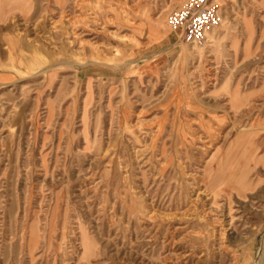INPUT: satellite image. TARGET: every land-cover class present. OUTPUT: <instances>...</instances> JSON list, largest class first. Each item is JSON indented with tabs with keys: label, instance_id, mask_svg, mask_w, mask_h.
Returning a JSON list of instances; mask_svg holds the SVG:
<instances>
[{
	"label": "rangeland",
	"instance_id": "374dc122",
	"mask_svg": "<svg viewBox=\"0 0 264 264\" xmlns=\"http://www.w3.org/2000/svg\"><path fill=\"white\" fill-rule=\"evenodd\" d=\"M184 1L0 0V264H264V0Z\"/></svg>",
	"mask_w": 264,
	"mask_h": 264
},
{
	"label": "built area",
	"instance_id": "2783aa9c",
	"mask_svg": "<svg viewBox=\"0 0 264 264\" xmlns=\"http://www.w3.org/2000/svg\"><path fill=\"white\" fill-rule=\"evenodd\" d=\"M220 8L210 0H185L170 14V26L190 44L207 41L221 22Z\"/></svg>",
	"mask_w": 264,
	"mask_h": 264
},
{
	"label": "bare ground",
	"instance_id": "6f19581e",
	"mask_svg": "<svg viewBox=\"0 0 264 264\" xmlns=\"http://www.w3.org/2000/svg\"><path fill=\"white\" fill-rule=\"evenodd\" d=\"M209 38V37H208ZM212 40V39H211Z\"/></svg>",
	"mask_w": 264,
	"mask_h": 264
}]
</instances>
